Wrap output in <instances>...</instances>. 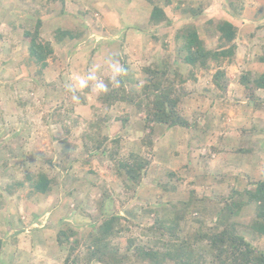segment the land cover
Listing matches in <instances>:
<instances>
[{"label": "rangeland", "instance_id": "1", "mask_svg": "<svg viewBox=\"0 0 264 264\" xmlns=\"http://www.w3.org/2000/svg\"><path fill=\"white\" fill-rule=\"evenodd\" d=\"M151 7L150 0H0V144L13 142L15 154L8 158L0 150V264H63L67 248L58 245L57 233L67 228L78 234L74 255L81 258L89 226L103 213H119L130 223L129 231L117 239L123 252L127 239L139 238L151 224V207H167L191 195L213 207L232 191L264 180V90L256 91L254 103L240 84L243 75L255 78L264 71L259 60L264 56V0H170L163 6L170 25L149 29ZM190 7L201 12L198 18L183 14H190ZM210 19H231L238 28L234 62L222 66L226 92L212 85L213 71L196 69L195 81L188 78L178 86L180 114L188 127L154 125L152 150L141 146L150 130L134 106L104 107L90 90L78 93L82 99L75 104L65 92L72 73L101 66L109 54L128 69L127 89L139 91L136 83H144L143 67L164 69L168 77L177 69L186 76L190 67L178 58L183 40L176 36L182 27L192 26L205 48L214 49L217 40L207 25ZM37 20L39 39L54 46L45 68L30 59L23 37ZM57 28L82 36L57 44ZM98 74L107 79L106 72ZM99 114L108 117L101 135L120 138V158L139 153L151 159L146 177L133 192L124 188L126 179L107 154L112 145L105 153L83 146L81 135ZM125 116L129 121L124 126L119 119ZM40 171L55 179L45 195L32 192L26 181L27 174ZM158 181L177 185V191L160 195ZM252 214L250 205L236 220L248 222ZM213 221L205 218L208 226ZM254 244L264 249V239ZM28 247L30 251L24 250Z\"/></svg>", "mask_w": 264, "mask_h": 264}, {"label": "trees", "instance_id": "2", "mask_svg": "<svg viewBox=\"0 0 264 264\" xmlns=\"http://www.w3.org/2000/svg\"><path fill=\"white\" fill-rule=\"evenodd\" d=\"M163 1V5H160L157 3L159 0L155 3L150 0L152 7L147 16L146 28L170 25L171 21L163 9V6L170 4V0ZM190 8V14H187L186 10H183V14L192 19L198 18L201 12ZM207 25L213 28L212 33L217 40L214 49L205 48L196 28L192 26L182 27L176 36V40L179 38L183 40L181 46L183 55H178V58L190 67L186 76L177 69L168 77L169 73L164 69L143 67L141 73L145 76L142 78L144 83L141 84L139 80L136 83L140 84L139 91L127 89L125 79L122 78L118 88L109 85V93L97 98L104 107L111 108L115 103H126L144 115V128L150 130V133L141 140L144 150L153 148L150 138L154 125H164L167 128L188 127L187 120L180 114L179 102L182 95L178 86H183L188 78L195 81L196 69L202 72L213 71L212 85L221 93L226 92V71L222 66L234 62L238 28L231 19L222 21L210 19ZM40 27L41 21L37 20L34 30L24 31L23 37L28 44L30 59L40 68H45L47 59L54 53V46L49 41L39 39ZM81 36L79 32L61 28L55 29L53 33L57 44L66 39H79ZM259 60L264 64V56ZM240 84L247 99L255 103L256 91L264 90V71L255 78L243 75ZM80 98L82 99L81 95ZM56 117L66 118V115ZM119 120L125 126L129 117L125 116ZM105 121H108V117L99 114L88 124L89 131L81 135L83 146L86 149L91 148L94 152L105 153L112 145L107 154L114 162L117 172L126 179L124 188L133 192L146 177L151 159L139 153H130L126 158H120L118 156L120 138L110 140L107 136L101 135ZM0 150L6 151L7 157L11 158L14 154L13 142L5 140L0 144ZM6 165L5 161L3 166ZM168 176L175 177L174 174ZM26 181L29 182L32 192L45 195L50 191V185L55 179L40 171L37 174H27ZM159 181L156 188L160 195L173 194L177 191V185ZM251 185L252 188H245L243 191H232L227 198L222 197L215 201L213 207L206 206L205 201L195 198L194 195L189 196L186 201H177L171 205L168 203L167 207H151L153 214L151 224L142 229L139 234L141 239L128 238L123 252L120 251L121 245L117 239L129 231V222H126V217L119 213L106 215L102 212L98 221L89 226L81 258L74 255L79 246L78 234L69 228L57 233L58 245L67 248L63 264H80L82 261L98 264H264V249H259L254 244L264 239V180L254 181ZM156 199L158 203L163 202L158 195ZM250 205L254 207L253 217L248 222L239 223L236 218ZM99 207H104L102 201ZM77 208H82L81 204H78ZM80 213L83 214V211ZM193 215L196 217L192 218ZM207 216L214 218L211 226L205 224ZM3 244V240L0 239V252Z\"/></svg>", "mask_w": 264, "mask_h": 264}, {"label": "clouds", "instance_id": "3", "mask_svg": "<svg viewBox=\"0 0 264 264\" xmlns=\"http://www.w3.org/2000/svg\"><path fill=\"white\" fill-rule=\"evenodd\" d=\"M101 71L107 73V81L98 74ZM128 75V69L120 60L112 54L106 55L101 61V66H92L86 71L72 73L64 85L65 92L75 104L80 103L78 93L90 90L97 97L109 93L110 88L119 87L122 78Z\"/></svg>", "mask_w": 264, "mask_h": 264}, {"label": "crops", "instance_id": "4", "mask_svg": "<svg viewBox=\"0 0 264 264\" xmlns=\"http://www.w3.org/2000/svg\"><path fill=\"white\" fill-rule=\"evenodd\" d=\"M249 216H251V214H249ZM252 217H253V214H252ZM252 217H249V220H250ZM30 247H32V246H30ZM30 247H28V249H24V250H26V251H30V250H31ZM32 249H34V248H32Z\"/></svg>", "mask_w": 264, "mask_h": 264}]
</instances>
